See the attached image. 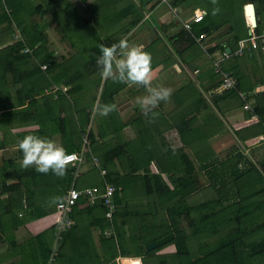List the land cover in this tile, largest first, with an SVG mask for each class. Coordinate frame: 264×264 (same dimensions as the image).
<instances>
[{
    "label": "trees",
    "instance_id": "16d2710c",
    "mask_svg": "<svg viewBox=\"0 0 264 264\" xmlns=\"http://www.w3.org/2000/svg\"><path fill=\"white\" fill-rule=\"evenodd\" d=\"M159 1L161 0H139L135 5L132 0H127L123 9H119L105 0L104 11H97L94 18L83 21L73 12H62V15H71L73 20L81 24L80 27L66 30L62 28V19L59 21V28L51 25L49 20L45 21L48 13L42 5H38L37 10L30 9L28 13L29 8L25 7L22 8L27 9V12L19 11L15 0H0V111L8 109L2 112L0 121L1 118L35 117L26 122L36 121L42 125L48 119L53 131L60 129L61 120L68 121V133L77 136L78 145L67 152L83 153V161L77 165L69 164L73 169L67 167L62 177L35 170L24 176L16 175L15 171L20 167L16 157L10 159L7 168L0 170V212L11 214L13 219L19 218L23 223L25 221L22 216L30 221L47 216L53 210L58 213L51 227L36 235L31 233L30 239H26L21 245L15 235V225L10 226L9 230H0V246L3 241L9 247L0 254V260L18 259L20 264L22 252L26 255L24 257L28 259V264H119L120 258H132L131 264H134L133 260L136 258H140V264H264V198H260L264 194V154L261 153L264 152V92L255 91L256 87L264 85V77L257 76L256 67L257 64L261 65L264 71V61L259 60L264 56L246 47L240 54L237 53L240 40L249 36V26L246 25L243 14L244 5L253 3L256 11L258 10L255 31L260 33L264 30V0H232V5H224L222 0L216 3L206 0L203 2L205 5L192 0H167L172 9L191 7L194 13L201 8L205 14L202 20L193 22L194 14L185 20L181 19L179 11L173 12L177 22L166 23L164 26L166 31L172 32L173 49L169 45L162 59L150 55L153 69L174 56L173 54L181 57L191 45L199 46L194 51L193 58H181L188 62L192 71L196 66L195 61L207 65L206 80H211V87H207L205 92L214 101V105L224 114L223 107L227 103H232L237 109L249 103L250 109L245 111L246 116L259 117L253 124L235 131L242 142L246 140L245 132L251 134L249 137L261 136L251 148L256 155V162L239 150L220 160L212 148L208 158L200 157L199 168L194 171L191 168L184 169L177 165V160L180 163L181 157H175L173 149L170 150L169 141L161 140L147 128L140 136L130 140L121 136L122 128L127 126L117 123L116 108L103 117L98 137L92 128L85 127L92 118V112H97L94 102L98 94V104L115 105V95L128 86L98 75L100 72L93 56V53L99 54L98 44H117L126 36L123 39L126 43L140 47L141 40L136 35L141 29H133L144 12L155 7ZM259 5L262 11L259 10ZM220 7L225 10L223 14L218 10ZM230 8H234L235 20L228 13ZM136 10L139 12L134 15ZM132 14V22L115 33L116 38H103L102 32ZM86 24L90 26L86 27ZM67 26L70 25L66 24ZM225 26L228 28L225 29ZM16 30L20 31V36L15 35ZM222 30L232 34L227 44L219 41L225 33H221ZM55 31L63 33V36L58 35V41L70 47L67 54L63 53L61 57L58 56L57 49L49 44ZM215 32L218 33L217 37H212ZM143 44L144 40L142 50L145 51L148 42ZM227 46L231 49L229 53L225 51ZM79 51L90 54L80 57L86 59L83 69L76 66V61L80 59ZM42 65L47 67L43 69ZM219 68L236 77L238 85L220 94L217 91L212 94L211 91L223 80L222 73L217 72ZM200 70L203 68L194 69V73L197 75ZM250 73L255 74L254 80L250 78ZM197 77L200 78L201 73ZM183 92L185 94L186 91ZM87 95H93L94 102L91 100L89 104L91 112L83 114L85 110L80 107ZM67 96L70 97L72 110L62 116V98L69 100ZM61 99L63 102L59 103ZM203 104L193 99L188 105L200 106L199 110L210 107ZM75 120L76 124L77 120L80 121L81 127L72 126ZM192 121L190 118L185 120L187 125L184 128V124L179 125V130L189 133L192 131L195 136H201L199 127L192 130ZM154 122L153 120L152 125L157 129ZM35 133L42 136L40 132ZM149 138L151 141H148ZM139 141L143 150L135 145ZM18 151L22 156L19 149ZM85 151L87 161L98 169L99 177L92 186L80 188L74 183L80 176ZM127 161L133 163L134 167L126 165ZM12 167L14 170H8ZM30 168L34 169V166ZM201 174L206 178L203 185ZM33 182L44 186V189L53 185L55 190L42 191L44 194L41 202H35L31 197L32 187L28 186ZM108 185L115 187L112 195L116 209L111 220L113 228L105 217L108 208L106 205L99 201L93 207L84 206L86 200L80 199L72 211L66 212L65 217L71 220V225L61 231L59 237L56 233L60 217L58 204L62 197L72 188L80 191L97 188L99 192H104ZM50 193L52 197H48ZM4 194L7 197L1 198ZM254 196L258 200H252ZM196 197H202V200L198 201ZM133 198L139 199V204L133 203ZM86 213L93 216V220L88 227L80 228L79 222ZM2 217L0 215V223L3 222ZM93 230L99 231L97 238L92 235ZM211 235L219 237L214 241L209 240L213 237ZM151 244L156 245L149 249ZM169 247H172L171 251H167ZM21 264L27 263L22 261Z\"/></svg>",
    "mask_w": 264,
    "mask_h": 264
},
{
    "label": "crops",
    "instance_id": "0c3cea01",
    "mask_svg": "<svg viewBox=\"0 0 264 264\" xmlns=\"http://www.w3.org/2000/svg\"><path fill=\"white\" fill-rule=\"evenodd\" d=\"M15 1L17 3V7H19V11H21V12H24V11L27 12L26 11L27 9L25 10L24 8H22L23 6L31 5L30 0H15ZM28 1H29V3H28ZM44 1L46 3L47 7L43 4H41ZM132 1L135 3V5L139 3V0H132ZM38 2H39V4H37V5H42L43 7H46L47 9L45 11H47V13H49V15H50L49 18H47V17L44 18L45 21L49 20L50 24L55 25L56 28H59V26H61L59 21L61 19V16H62L61 13L62 12H66V11L73 12L76 14L77 18H80L77 16V12H80L83 15L90 13L91 17L94 18L96 16L97 11H102V10L104 11L105 10V5H104L105 0L104 1H102V0H38ZM107 2L109 4H115L113 6L115 8L118 7L119 9H123V6L125 4H127V0H118V2H114V0H107ZM158 10H161V12L158 15V18L152 19V16L155 13H157ZM200 10H201V8H198L196 11H200ZM259 10L262 11V7L260 5H259ZM176 11H179V13H180L179 16L181 17V19L184 18L185 20L189 19L192 16V14L195 13V12L193 13V10L191 9V7H186L184 9H180V10H176ZM29 12H30V9L28 10V13ZM136 12H139V10H136L134 12V15L136 14ZM173 12H174L173 9L169 6L167 1H159L155 7H152L150 9L146 10L144 12V16L141 17L142 19L140 20L138 25H136L133 29V30H136L139 27V29H141V31H142V32L140 31L139 33H137V35H136L137 38H139L142 41L144 40V43H147V42L152 43V42H154V40L156 38H159V37L164 38V36L161 35L160 33L162 31L161 29L164 28L165 24L170 23V22H173V23L177 22L176 15ZM243 13H244V19H245L246 18L245 10L243 11ZM256 13L258 16L259 15L258 10L256 11ZM26 16L29 17V15H26ZM21 17H23V16H21ZM23 18L26 19V17H23ZM246 19H245L246 25L249 26V29H250L251 26L249 25V23H247ZM132 20H133V14L131 16L129 15L128 17L120 19L115 25L110 26L106 32H102L101 35L103 36V38H106V37L110 38V37H112L110 35L111 32L114 34L117 33L119 30L123 29L126 26V24L132 22ZM93 22H95V20ZM86 25H85L86 27L90 26V24H86ZM142 25H145L144 30H142V28H143V27H141ZM91 26L94 27L93 25H91ZM96 26H97V24H96ZM241 26L244 28L243 24H241ZM62 27H63V24H62ZM227 28H228V26H225V29H227ZM223 32H225V33L223 34V37H221L219 39V41L225 42V44H227V41H228V39H231L232 34L226 33V30H224V31L222 30L221 33H223ZM57 33L59 36H63L62 32L57 31ZM153 33H156L155 36L152 35ZM217 35H218V33L215 32L212 35V37L213 36L217 37ZM247 35H249V31H247ZM144 37H145V39H144ZM244 38H246V36H244L243 39ZM123 39H121V40H123ZM168 46H169V44H168ZM227 49H229V51ZM225 51L227 53H229L231 51L230 46H227ZM258 53L259 52H256V54H258ZM173 55L174 56H170L169 58L162 61L159 65L155 66L156 68H158V70H153L155 68L152 69L151 80H150L149 86H159V85L169 84L171 87L170 88L171 92L173 91L174 95L176 92H178L180 90L182 92L186 91V92H189L193 96L196 95V97L198 99L193 98V99H195L196 102L198 100H201L203 102V98L208 97V95L205 92V89L209 86L211 87L210 81L206 80V77H207L206 71L208 70L207 65L206 64L202 65V64H200V61H195L196 66H194L193 71H192L189 67L188 62H186L184 59H182L178 54H173ZM259 60L264 61V58H259ZM201 63H204V61H202ZM165 64H166V66H165ZM200 67L203 68V70H200L197 73V75H200V73L202 74L203 72L204 73L199 78L194 73V69L200 68ZM256 67H257V76H261L263 78L264 77V71L262 70V66L261 65L258 66V64H257ZM245 74H247V73H245ZM249 76L252 80H254L256 78V77H254L255 76L254 73H250ZM205 81H206V83H205ZM128 86H129L128 90L124 89L122 92H119L118 94L115 95V99H114L115 106H117V111H116L117 115L115 116V119H116L118 124L122 123L123 125L127 126V127L122 128V130L120 132L121 136L123 135V137H126V135L128 134V137L126 139L130 140V139L136 138L137 136H140L142 131H145V128H147L150 131V133H152L154 131L157 132L155 136L158 138H161V140L162 139L163 140L165 139L168 141L172 140V138H171L172 136L170 135V132H171V130H174V128H172L170 124H169V127L165 128V129H163L161 127L163 123H160V126H158L157 129L154 128V126L152 125L153 120L158 121L161 118V115H159V114H163L162 118H166V119L169 118L164 113L165 111L159 110L157 112V115H155V116H152L151 114L144 115L141 112V110L139 109V107L136 105L135 97H137L139 95H143V92L146 93L145 87L142 85H139L140 89L138 87H137L138 88L137 89L136 85L132 86L131 84H128ZM179 86H181V87H179ZM217 89H218V86L215 88V90L211 91L212 94H214L215 91H217ZM125 93H127L129 95L121 97V95H125ZM216 93H218V92H216ZM220 93H222V92H220ZM79 94H81V93H79ZM91 96L93 97V95H90V97L87 95V98H85L84 101H82V103H81L82 106L80 108H83V110H85V112L83 114H86V112H91L90 111L91 106H89V104L91 103V99L93 100V98ZM119 97H121V98L119 99ZM62 99L64 100V105H61L60 109L62 111L61 115L64 116L66 112H71L72 107H71L70 102H69L70 97H68L69 100H65L64 98H62ZM62 99H61V101H59V103L63 102ZM96 101H98V97H97ZM208 101L211 103V101L209 99H208ZM93 102H94V100H93ZM191 102H192V99H187L188 104ZM175 105L178 106L177 104H175ZM204 105H206V103H204ZM96 106H97V104H96ZM96 106H95V108L93 106V108L96 109L97 108ZM161 106H162V109L163 108L166 109L167 101L161 102ZM223 108H225L224 109L225 113L223 114V117H222L223 121H224L225 125H227V127H228L227 130L232 132V134L234 136L233 137L231 133H226L230 138H233L232 141L227 140V142L231 143V145H235L236 139L240 142V145L237 146L238 148H236V150L232 149L231 151H229L228 154H226V156H231L239 150V151L243 152L245 155H248V157L253 161L254 157L256 158V155H254L251 148L258 141V138H261V136L258 138L249 137L251 134L249 132H245L244 136H245L246 140L244 142H242L237 137V135L235 134V131L240 129L243 126H248L249 124H253L256 121H248L249 118L246 116L247 113H245V110L243 108H238V109L234 108L232 106V103L225 104V106ZM5 111H8V109L7 108L2 109L0 111V115L2 114V112H5ZM216 113H217L216 106L210 105V107L207 108V111L204 115L207 118L211 115L215 120ZM80 115L81 114L79 113V116ZM91 117L92 118H91L90 122H87L85 124V127L87 129L92 128V130L94 131V133L98 137L99 125L102 122L104 116H100L98 114V112L95 111V112H92ZM34 118L35 117H30V118L25 117V118H19V119L1 118V121H0V167L1 168L0 169H4L7 165H9L8 162L13 157H16L18 159V161H20L21 155L18 151V149H19L18 148V141L21 138H23L25 135L29 134V132H32V133H35V132L39 133L40 132V133H42L41 134L42 136H47V137H50V138L56 140L66 149V151H71L73 147H76L78 145L77 136L74 135L75 136L74 137L68 133V129H70V127L68 125V121L64 122L63 120H61L60 129L57 128L58 129L57 131L56 130L53 131L52 125L49 123L48 119L45 120L44 124H42V125H40L36 121L26 122V121H28L30 119H34ZM74 125H76V127H79V126L81 127L79 120H77V124H76V120L73 121L72 126L74 127ZM141 128H142V130H141ZM191 133H192V131H191ZM226 134L217 131V128H215V129L213 128L209 131V133L207 135H205L206 137L204 139L207 138L209 142L212 141V145L210 146V152H211L212 148H213V150H218V148L214 144V142L217 138H214V137L216 136V137L221 139ZM204 139L202 140V142H204ZM197 144L200 146L201 141H198ZM225 144H228V143H225ZM135 145L137 148L139 147V149L143 150L141 148V142L140 141L138 142V144L135 143ZM230 146H226L225 148L231 149L232 147H230ZM163 148H165V147H163ZM257 150H258V148H257ZM151 151H152V149H151ZM140 153L143 154L142 151ZM261 153L264 154V152H261ZM128 154L133 155L136 153L135 152H133V153L128 152ZM149 155L151 156V152L149 153ZM86 156L87 155H86V151H85V161L82 163V166L80 165V167H81L80 176L78 177V180L74 183V185L77 184V187H80V188L92 186L93 183H97L96 180L99 177L98 175L96 177H88L87 175H85V173H83L85 171V169H87V168H90V167L94 168V165L92 164V162L87 161ZM11 166H12V164H11ZM30 167H28V168L18 167L15 171V174L24 176V174H27L30 171L34 170ZM68 167H70V169H73V166H68ZM96 170L98 172V169H96ZM0 181H2L1 178H0ZM28 186L32 187V190L30 191L32 200L35 202H41L42 194H44V192H46V191H44L42 193V191L40 189L45 188V187L41 186L40 184L37 185L34 182L29 183ZM47 188H48V190H50L49 188H52L51 192H53L55 190V186H53V185H49ZM0 190H1V182H0ZM6 197H7V194H4L1 196V198H6ZM44 199H45V201H47L46 198H44ZM3 213L4 212H2V211L0 212V215L1 216L3 215V217L1 218L3 220V222L0 223V230H9L10 226L15 225L16 228L14 231H15V235L18 237V240H19L18 243L20 245L26 239L30 238L31 233L36 235L39 232L47 230L49 227H51L53 225V223L55 222V220L58 217L57 211L53 210V212L51 214L44 216L42 218H38L37 220L28 221L29 219L27 220L25 218V216H22L24 218L23 221H25L23 223V222H21V220L19 218L14 217V219H13V216L11 214H8V213L3 214ZM84 218L88 222H90L87 215H85ZM90 218L93 220V216L90 215ZM98 232L99 231H97V230H93V234H97ZM5 233L6 232H4V234ZM95 237L97 238L98 236L95 235L94 238ZM42 240L44 241V239H42ZM1 243L2 244L0 246V254L3 253L4 251L8 250L7 248H9V247H7V244L5 242L2 241ZM131 261H132V258H124L121 261L119 259L120 264H131ZM13 262L14 261L9 260V259L5 260V261L0 260V264H11Z\"/></svg>",
    "mask_w": 264,
    "mask_h": 264
},
{
    "label": "rangeland",
    "instance_id": "374dc122",
    "mask_svg": "<svg viewBox=\"0 0 264 264\" xmlns=\"http://www.w3.org/2000/svg\"><path fill=\"white\" fill-rule=\"evenodd\" d=\"M30 1H31V5H26V6H23V7L37 10V6H38L37 4H39L38 0H30ZM192 1L193 2H196V3H200V4H204L205 5V3H203V2L206 1V0H192ZM208 1H210V0H208ZM216 1L219 2V0H211L210 2H215L216 3ZM221 2L224 5H226V3L227 4H230L232 2V0H222ZM28 3H29V1H28ZM41 4H43V5L46 6L45 1L42 2ZM231 5H232V3H231ZM46 7H44L43 9L46 10L47 9ZM244 8H245V5H244L243 9ZM233 9L234 8H230L229 11H228V13H230V15L232 14V16H233V18L235 20L236 15H235V13H233ZM218 10H221V11H219L220 14H223L225 12V10L222 7L218 8ZM39 11H41V10H39ZM160 12H161V10H158V12L155 13L152 16V19H157ZM89 14L83 15L80 12H77V16L80 17V20H82V21L83 20H87V18L88 19H91L92 17H90ZM61 15H62V13H61ZM46 17L47 18L50 17L49 13L46 15ZM247 18H248V20L246 18L245 19L247 20V23H249V25H250V21H249L250 18L248 16H247ZM61 19H62V24H63V27L62 28L63 29L71 30L72 27H80L81 26V24H79L80 22H78L76 20H73L71 15L63 14L61 16ZM66 24H68L70 26L69 27L68 26L66 27ZM141 27H143L142 30H144L145 25H142ZM162 29H164V28H162ZM19 33H20V31L19 30H16V34L15 35L16 36H20ZM155 34L156 33H153L152 35L155 36ZM160 34L163 35L164 38L159 37V38H156L154 42L148 43L147 46H146V50L145 51L147 53H149L150 55H153L154 58L159 57V58L162 59L165 56L166 52L168 51L167 50L168 44L171 46V44H172L171 42H174V41H171L172 32H169L168 30L166 31V29H164V30L161 31ZM53 35H51L53 37H51L52 40H50V43L49 44L51 46H53L54 48L57 49L58 56L61 57V55L63 53L67 54L68 49H70L69 45H66V43H60L58 41L59 38H58L57 31H55ZM110 35L113 36V37H115V34L112 33V32H111ZM144 39H145V37H144ZM127 44L129 46H132L131 43H127ZM140 45H141L140 48L142 49V47H143L142 46V40H141V44ZM143 45H146V43H144ZM174 45L178 46V44H175V43H174ZM198 47L199 46L198 45H195V44L194 45H191L187 50H184V52L182 51L183 54L181 55V57L184 56L185 58H193L192 55H193L194 51ZM171 48L173 49V46H171ZM120 51H121V49L118 48L117 49V52L119 53ZM82 52L83 51H79L78 52V57L79 58L80 57H86V55H88V56L90 55L89 53L86 54V53H82ZM85 63H86V59H81L80 58L78 61H76V66L79 67L80 69H83ZM47 65H45V66L47 67ZM42 67H44V66L42 65ZM153 70H158V68L155 67V69H153ZM203 73L201 75H203ZM98 75H100V74H98ZM205 83H206V81H205ZM87 84H89V83H87ZM131 85L134 86L133 84H131ZM164 86H167V87L171 88L169 84H165ZM137 87L139 88V85H136V88ZM179 87H181V86H179ZM128 88H129V86L125 87L126 90H128ZM261 88H264V85H261ZM84 89L89 90L88 87H84ZM219 89H220V84L218 86L217 92H219ZM98 93H100V91ZM92 94H96V92H92ZM143 94H145V92H143ZM218 94H220V92ZM127 95H129V94L125 93V95H121V97L127 96ZM121 97H119V99ZM193 98L198 99L196 97V95L193 96L189 92L188 93L185 92V94H184V92L178 91L174 95V93L172 91L171 92V95H170V98L167 101V107H166V109H164V108L162 109V106L160 104L153 111L157 113L159 110H163V111H165L164 113L167 115V117H169L168 119L162 118L163 117V114H159V115H161V118L158 121H155L154 122L155 123V126H160V123H163L162 126H161L163 129L169 127V124L171 125L172 128H174V130H171V132H170V135L172 136L171 137L172 140L169 141V144H170V147H171L170 150L173 149L172 151H173V154L175 155V157H177V158L181 157V162L179 163V161L177 160V165L180 166V167H182V168H184V169H185V167H186V169L187 168H191L194 171V170H196L197 168L200 167V157H203L204 159H206V158H208V154L210 152V146L212 145V141L209 142L207 138L204 139L206 137L205 135H207L209 133V131L211 129H213V128L214 129L217 128V131H219L221 133H224V134H226V133H231L232 134V132H230L229 130H227L228 127H227V125H225V123L223 121V118H222L223 117V114L220 112V110L218 109L217 106H216L217 113H216L215 120H214V118L211 115L207 118L204 115L206 113L207 109H203L202 108V109L199 110V107L200 106L188 105L187 99H192L193 100ZM98 99H99V94H98ZM208 99L211 101V103L208 101ZM199 101H201V100H198L197 102H199ZM203 102L206 103V105H211V106L215 104L214 101L212 102V99L209 96L207 98H203ZM203 102H202V104H203ZM94 103H96L98 105V101H95ZM175 104H177L178 106H176ZM116 109H117V106H116ZM107 117L108 116H106V118ZM189 118L190 119H193V121H192V124H193L192 130L195 129V128H197V127H199L200 130H201V136H195V133L192 134V133H189V132H185V131L179 130L180 128L178 126L181 125V124H184L183 125V128H184L187 125V123L184 122V121L187 120V119H189ZM111 119L109 121H111ZM152 133H154L156 135L157 132L154 131ZM191 135H192V137H191ZM194 136H195V138H194ZM232 136H233V134H232ZM127 137H128V134L124 138H127ZM214 138H217L215 140L214 144L218 148V150H214V151H215V154L218 155V158L220 160H222V159L224 160L227 157L226 154H228L229 151H231L232 149H235L236 150V148H238L237 146L240 145V142L237 139H236L235 145H231V143L227 142V140L232 141V139H233V138H230L227 134L224 137H222L221 139L218 138V137H216V136ZM203 139H204V143L202 144V140ZM148 141H151V138H149ZM198 141H201V145L200 146L197 144ZM225 143H228V144H225ZM226 146H230L232 148L231 149L225 148ZM253 161L256 162L255 159ZM125 163H126V165H131L132 167H134V164L133 163H130L129 161H127ZM10 169L14 170V167L9 168L8 170H10ZM80 170H81V167H80ZM83 173H85V175H87L88 177H96L97 176V170L95 168H92V167L85 169V171ZM202 173H204V172H202ZM200 178H201V182H202V185H203L206 182V178L205 177H202V174H201V177ZM257 182H259V181H257ZM49 189L51 190V188H49ZM40 190L41 191H48L49 192L48 189H44V188H41ZM200 195L202 196L204 194H200ZM48 197H52V193H50L48 195ZM260 198H264V194L260 195ZM200 199L202 200V197L197 198L198 201ZM252 200H258V197L257 196H254ZM133 203L139 204V199L133 198ZM86 215L88 216L89 221H91L92 219L90 218V215L88 213H86ZM79 223H80V228H82L83 226L86 228V227H88V224H89V222L85 218L84 219H81ZM92 235L93 236H95V235L98 236V233L97 234H92ZM211 236H213V235H211ZM218 237H219V235H216V236L211 237L209 240H213L214 241ZM88 240H89V242L92 245H94V243L92 242L91 239H88ZM92 248H93V251H94V246H92ZM171 250H172V247H169L167 249V251H171ZM21 254H22L21 255V258L22 257L23 258H22V260L20 258V264L22 263V261H23V263L26 262L28 264V262H29L28 259L26 257H24L26 255L23 254L22 252H21ZM122 259H124V258H120V261ZM15 261H17V262H15ZM69 261H71V260H69ZM106 261H109V259L106 260ZM14 263L15 264H18L19 263L18 259L14 260ZM64 264H66V262ZM70 264H73V263H70Z\"/></svg>",
    "mask_w": 264,
    "mask_h": 264
},
{
    "label": "clouds",
    "instance_id": "9594fccd",
    "mask_svg": "<svg viewBox=\"0 0 264 264\" xmlns=\"http://www.w3.org/2000/svg\"><path fill=\"white\" fill-rule=\"evenodd\" d=\"M97 47L99 54L93 53V56L100 75L106 80L112 78L120 83L144 86L146 93L135 97V103L144 115H157L153 110L161 102L169 100L171 89L164 85L149 86L152 71L150 54L139 46H129L124 40L111 45L101 43ZM118 48L121 49L119 53ZM256 89L264 92L261 86ZM115 108L114 104H98L96 110L100 116H105ZM258 120V116L253 119ZM18 148L22 154L20 167L34 166L38 173L51 172L57 177L64 176L68 165L75 159L74 154L68 153L59 142L47 136L27 134L18 141Z\"/></svg>",
    "mask_w": 264,
    "mask_h": 264
},
{
    "label": "built area",
    "instance_id": "2783aa9c",
    "mask_svg": "<svg viewBox=\"0 0 264 264\" xmlns=\"http://www.w3.org/2000/svg\"><path fill=\"white\" fill-rule=\"evenodd\" d=\"M161 1H167V0H161ZM173 11L175 13L177 12L175 9H173ZM204 14L205 12L202 10L195 11L192 21L198 22L202 20ZM245 47L249 50H254L256 52L262 53L264 56V30L259 33L255 31V28H253L247 38L240 40L237 53L240 54L245 49ZM43 68H46V66H44ZM217 72L222 73L223 75L222 76L223 80L220 83V89H219L220 92L229 90L238 85V80L236 79V77L232 76L229 72H225L220 68L217 69ZM255 91L258 90L256 89ZM240 94L242 96L243 93L240 91ZM243 109L245 111L249 110L250 109L249 103H246L243 106ZM255 117L257 116L254 115L249 120L253 121ZM71 154H74L75 159L71 161L70 164L77 165L83 161V153L72 152ZM114 191H115V187L112 185H108L104 192H99L97 188H93V189L88 188L83 191L77 190L76 188H72L70 191H68V193L62 197L61 201L58 204V211L60 216L58 218L59 223L56 231L58 236L60 237L59 233L71 225V220L65 217L66 212L72 211L74 205L77 204L78 200L80 199L86 200L85 206L93 207L99 201H101V204L103 203L104 205H106L108 208L105 212V217H107L108 221H110V227L113 228V223L111 220H113L114 212L116 211L112 199V195Z\"/></svg>",
    "mask_w": 264,
    "mask_h": 264
},
{
    "label": "water",
    "instance_id": "95a60500",
    "mask_svg": "<svg viewBox=\"0 0 264 264\" xmlns=\"http://www.w3.org/2000/svg\"><path fill=\"white\" fill-rule=\"evenodd\" d=\"M244 9H245L246 18H247V16H249L250 20H251V22H250L251 28L248 30L249 33H251V30L253 28H256V26L258 25V16L256 13V9H255V6L253 3L246 4ZM247 20H248V18H247ZM227 50L229 51V49H227ZM155 245L156 244H151L148 248L152 249L155 247ZM133 263L134 264H140V260L138 258H136L133 260Z\"/></svg>",
    "mask_w": 264,
    "mask_h": 264
},
{
    "label": "bare ground",
    "instance_id": "6f19581e",
    "mask_svg": "<svg viewBox=\"0 0 264 264\" xmlns=\"http://www.w3.org/2000/svg\"><path fill=\"white\" fill-rule=\"evenodd\" d=\"M250 18V17H249ZM250 20V19H249ZM250 22H251V20H250Z\"/></svg>",
    "mask_w": 264,
    "mask_h": 264
}]
</instances>
